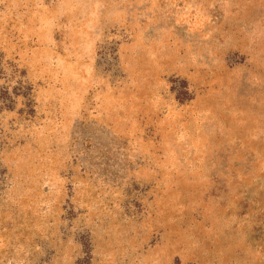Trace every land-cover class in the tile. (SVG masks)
Listing matches in <instances>:
<instances>
[{
	"label": "rangeland",
	"instance_id": "1",
	"mask_svg": "<svg viewBox=\"0 0 264 264\" xmlns=\"http://www.w3.org/2000/svg\"><path fill=\"white\" fill-rule=\"evenodd\" d=\"M0 264H264V0H0Z\"/></svg>",
	"mask_w": 264,
	"mask_h": 264
}]
</instances>
